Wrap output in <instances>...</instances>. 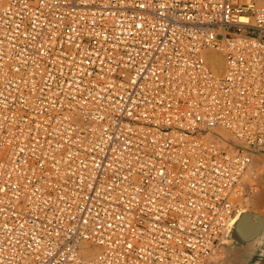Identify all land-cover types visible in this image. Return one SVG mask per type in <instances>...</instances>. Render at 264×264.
I'll list each match as a JSON object with an SVG mask.
<instances>
[{
	"label": "built area",
	"instance_id": "1",
	"mask_svg": "<svg viewBox=\"0 0 264 264\" xmlns=\"http://www.w3.org/2000/svg\"><path fill=\"white\" fill-rule=\"evenodd\" d=\"M259 154L264 0H0V264H204Z\"/></svg>",
	"mask_w": 264,
	"mask_h": 264
},
{
	"label": "water",
	"instance_id": "2",
	"mask_svg": "<svg viewBox=\"0 0 264 264\" xmlns=\"http://www.w3.org/2000/svg\"><path fill=\"white\" fill-rule=\"evenodd\" d=\"M258 211L242 212L225 239L230 238V242L241 250L239 261L235 264H264V213ZM225 241L219 246L226 244Z\"/></svg>",
	"mask_w": 264,
	"mask_h": 264
},
{
	"label": "bare ground",
	"instance_id": "3",
	"mask_svg": "<svg viewBox=\"0 0 264 264\" xmlns=\"http://www.w3.org/2000/svg\"><path fill=\"white\" fill-rule=\"evenodd\" d=\"M213 53H215V56L212 58L213 59V63H214V65H216V64H221V66H222V68H223V66H224V60H223V57L219 54V53H217V52H213ZM216 70L217 71H220L219 69H217L216 68ZM261 157H263V156H261V155H256V157H255V159H261L262 160V158ZM258 160V161H259ZM258 171V170H257ZM256 172V171H255ZM257 174V173H256ZM260 178V177H259ZM253 182V181H252ZM259 185V186H258ZM257 186V188L255 189V191L257 192L256 193V195H257V200L255 201L256 203H254V205L256 206V209H257V207L258 206H261V208L260 209H264V178L263 179H260L259 180V184H258ZM255 186V185H254ZM252 192V191H251ZM250 192V193H251ZM249 194V193H248ZM246 199V197H245V192L244 191H242V192H239L238 193V200H239V203L240 204H242L243 202H244V200ZM247 200V199H246ZM255 200V199H254ZM244 204V203H243ZM253 205V206H254ZM255 209V208H254ZM255 209V210H256ZM247 209L245 208V206H243V208H241L240 207V209H239V214H238V216H237V219L240 217V215H241V213L242 212H244V211H246ZM257 210H259V209H257ZM260 211V210H259ZM262 211V210H261ZM228 241H231L230 240V238L229 239H227L225 242L227 243ZM95 252H97V249H93V251L91 252V254H94Z\"/></svg>",
	"mask_w": 264,
	"mask_h": 264
},
{
	"label": "rangeland",
	"instance_id": "4",
	"mask_svg": "<svg viewBox=\"0 0 264 264\" xmlns=\"http://www.w3.org/2000/svg\"><path fill=\"white\" fill-rule=\"evenodd\" d=\"M261 156H263V157H261L262 160L261 159L260 160L258 159L259 161L257 159L254 160L253 169H254V171H256L255 174L256 173L257 174H256L254 179L250 180L251 187L247 188L246 191H245V197H246L247 200L245 199L244 202H243L244 204L242 203L239 206L241 208H243V206H245V208L247 210H255L254 208H256V206L254 205V203H256L255 201L257 200V195H256L257 192L255 191V189L259 186L258 185L259 184V180L264 178V154H261ZM259 210H262V211H258V212L264 213V209L263 208L259 209Z\"/></svg>",
	"mask_w": 264,
	"mask_h": 264
},
{
	"label": "crops",
	"instance_id": "5",
	"mask_svg": "<svg viewBox=\"0 0 264 264\" xmlns=\"http://www.w3.org/2000/svg\"><path fill=\"white\" fill-rule=\"evenodd\" d=\"M240 256L241 250L239 247L228 241L226 244L219 246L216 253L204 264H235L239 261Z\"/></svg>",
	"mask_w": 264,
	"mask_h": 264
}]
</instances>
